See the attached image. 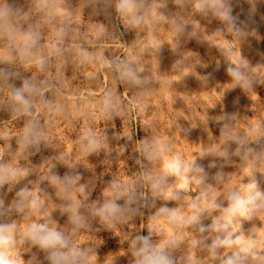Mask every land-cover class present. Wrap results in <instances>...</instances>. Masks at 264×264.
Returning a JSON list of instances; mask_svg holds the SVG:
<instances>
[{"label": "rangeland", "instance_id": "1", "mask_svg": "<svg viewBox=\"0 0 264 264\" xmlns=\"http://www.w3.org/2000/svg\"><path fill=\"white\" fill-rule=\"evenodd\" d=\"M117 2L0 0L15 36L0 34V166L16 173L0 184V224L15 225L0 260L49 264L25 235L47 224L85 264H135L138 236L174 264H264V208L224 211L264 192V0ZM25 81L30 115L13 99ZM108 201L134 211L103 220Z\"/></svg>", "mask_w": 264, "mask_h": 264}, {"label": "clouds", "instance_id": "2", "mask_svg": "<svg viewBox=\"0 0 264 264\" xmlns=\"http://www.w3.org/2000/svg\"><path fill=\"white\" fill-rule=\"evenodd\" d=\"M137 7L136 0H118L116 4L117 11L126 13L134 12ZM201 10H204V5H198ZM12 10L10 8H0V34H7L10 39H14V32L11 26L10 17L12 16ZM137 22H139L137 20ZM35 44V38L31 35L25 37V47L26 49ZM25 53L22 52V55ZM43 63L42 61L40 62ZM228 71L236 77L238 80H243V76L235 69H228ZM247 83V82H246ZM28 93V96H25ZM40 90L36 85L30 84L25 81L21 88L16 89L13 99L19 105L18 111L26 115H30V109L32 107V100L30 97L39 95ZM105 104H110V100H106ZM26 138L28 135L34 133L32 127H27ZM89 143L86 146L87 151L95 150L97 147L96 142L88 138ZM251 151V150H249ZM168 169L179 174L181 171V165L179 162L174 161L167 165ZM186 171L189 169H185ZM197 171H202V169L197 168ZM16 175L15 171L11 168L0 166V184L5 183L8 179L13 178ZM59 177L53 178V182L59 181ZM157 184H153V188H156ZM230 201V206L224 211L230 212L232 214L245 213L249 211V205H255L257 208H264V192H256L253 196L247 199L239 196L238 193H231L228 197ZM259 201L257 204L256 201ZM71 211L73 215L69 217L71 223L76 226L81 225L80 217L77 214L78 209L72 208ZM134 211L130 207L121 206L115 201H108L100 208L97 209L98 214L103 220H111L120 218L125 212ZM161 211H167V209H161ZM195 221V217L191 218L188 222L192 223ZM15 229L14 224H0V247L8 245L11 240V233ZM203 227L201 231H203ZM25 235L31 240L34 245H38L42 250L48 253L47 259L49 264H85V257L87 255L83 250H76L71 245L69 239L63 234V232L58 231L54 228H49L47 224H34L30 226ZM139 246L134 247L133 255L136 257L135 264H174L171 256L165 251L164 245L154 246L151 243L150 237L148 236H138L136 238ZM229 241L216 240L209 246L213 254L215 250L221 245L226 244ZM238 259L234 260L232 258L224 261V264H238ZM0 264H10V262L0 260Z\"/></svg>", "mask_w": 264, "mask_h": 264}]
</instances>
